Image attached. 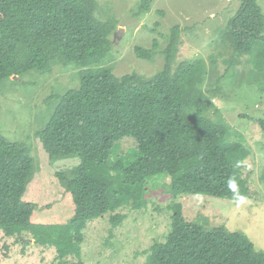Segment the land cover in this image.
Returning <instances> with one entry per match:
<instances>
[{
  "label": "trees",
  "instance_id": "trees-1",
  "mask_svg": "<svg viewBox=\"0 0 264 264\" xmlns=\"http://www.w3.org/2000/svg\"><path fill=\"white\" fill-rule=\"evenodd\" d=\"M237 1L240 8L220 39L242 56L255 42L264 44V12L258 0ZM96 10V0H0V83L35 70L48 72L56 64L81 66L79 87L57 97L55 112L38 135L50 158H80L66 181L75 206L68 224L33 222L38 205L23 199L33 158L24 145L0 135V231L25 245L28 233L35 243L54 247L59 264H86L81 245L89 222L113 213L112 224L118 227L126 216L116 212L144 207L146 183L157 176L170 178L165 191L175 198L236 201L230 180L239 195L250 197L243 171L249 150L231 142L229 126L207 117L210 106L199 96L204 61L173 68L181 27L172 30L163 70L151 78L118 77L106 66L114 27L96 19ZM136 53L144 60L154 55L143 48ZM258 124L264 134V120ZM125 139L135 142L133 154L113 161L115 146ZM169 208L171 230L164 243L153 246L147 264H264V251L244 233L188 221L181 203Z\"/></svg>",
  "mask_w": 264,
  "mask_h": 264
},
{
  "label": "rangeland",
  "instance_id": "rangeland-1",
  "mask_svg": "<svg viewBox=\"0 0 264 264\" xmlns=\"http://www.w3.org/2000/svg\"><path fill=\"white\" fill-rule=\"evenodd\" d=\"M96 19L111 22L114 42L106 66L122 77L137 74L151 78L166 65L165 49L172 30L181 27V44L173 68L184 61L203 60L205 74L199 84L207 117L230 128V140L249 150L244 167L250 197L236 201L206 195L175 198L165 191L170 178L157 176L146 183V205L124 207L116 213L126 216L114 227L113 213L89 222L84 231L82 258L86 264H147L152 248L164 243L171 230L172 204L181 203L188 221L210 227L224 226L229 232L249 237L264 251V134L258 120H264V44L255 42L252 52L238 56L220 39V33L240 8L237 0H96ZM147 2V3H146ZM264 12V0H258ZM148 6L147 11H141ZM157 43V45H155ZM136 48L151 49L153 58H139ZM81 66L56 64L48 72L31 71L0 83V135L22 144L33 158V175L23 199L38 205L34 223L68 224L75 206L66 181L80 164L77 154L50 158L39 138L58 105L57 97L79 87ZM135 142L122 140L117 155L133 154ZM127 156V154H126ZM61 175V176H60ZM62 177V178H61ZM202 220V221H200ZM25 245L0 231V264H59L56 249L45 248L25 233ZM76 262L75 258H68Z\"/></svg>",
  "mask_w": 264,
  "mask_h": 264
},
{
  "label": "clouds",
  "instance_id": "clouds-1",
  "mask_svg": "<svg viewBox=\"0 0 264 264\" xmlns=\"http://www.w3.org/2000/svg\"><path fill=\"white\" fill-rule=\"evenodd\" d=\"M229 184H230L231 190L234 193H236L235 200H236L237 206L239 207L241 204L245 203L246 198L238 194V188H237L235 180H230Z\"/></svg>",
  "mask_w": 264,
  "mask_h": 264
}]
</instances>
